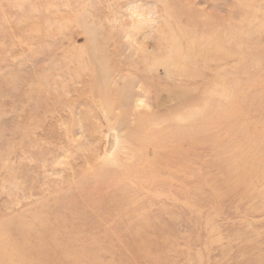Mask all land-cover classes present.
<instances>
[{"label":"rangeland","instance_id":"rangeland-1","mask_svg":"<svg viewBox=\"0 0 264 264\" xmlns=\"http://www.w3.org/2000/svg\"><path fill=\"white\" fill-rule=\"evenodd\" d=\"M0 264H264V0H0Z\"/></svg>","mask_w":264,"mask_h":264},{"label":"bare ground","instance_id":"bare-ground-1","mask_svg":"<svg viewBox=\"0 0 264 264\" xmlns=\"http://www.w3.org/2000/svg\"><path fill=\"white\" fill-rule=\"evenodd\" d=\"M198 128H199V131H200V130H201L200 127H198ZM114 131H116V129H115ZM113 138H114V136L112 137V135H110V138H109V141H110V142H109V143H110L111 145H112V143H113L112 141H114ZM111 142H112V143H111ZM113 145H114V143H113ZM115 146H116V145H115Z\"/></svg>","mask_w":264,"mask_h":264}]
</instances>
